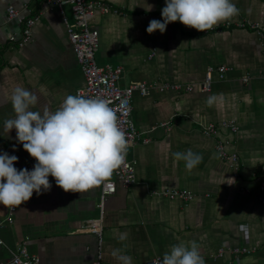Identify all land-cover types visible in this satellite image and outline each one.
<instances>
[{"label": "crops", "instance_id": "0c3cea01", "mask_svg": "<svg viewBox=\"0 0 264 264\" xmlns=\"http://www.w3.org/2000/svg\"><path fill=\"white\" fill-rule=\"evenodd\" d=\"M103 1L121 11L93 18L100 36L98 63L121 66L122 87L150 85L148 94L135 91L132 97L133 120L147 139L128 147L136 180L129 187L117 183L103 208V183L65 192L51 176L50 191L34 192L16 206L13 222L7 221L8 207L0 205V264L23 241L39 264H92L100 249L104 264H121L112 255L115 249L132 264H152L171 245L189 241L199 245L204 264H264V44L249 25L264 27V0H232L239 12L205 32L177 21L163 34L146 29L153 19L163 22L165 0ZM11 7L21 16L39 15L32 39L23 46L17 43L22 25L9 17ZM64 17L73 23L70 6L61 10L47 0H0V154L17 156L18 170L33 158L17 141L16 130L4 129V121L15 117L13 89L34 92L38 101L30 110L43 112L45 107L55 111L85 85ZM219 65L232 70L209 91L157 87L200 82L208 67ZM245 75L251 77L247 82ZM210 96L216 97L212 104ZM162 122L171 125L162 127ZM208 123L218 125L216 136L203 131ZM218 140L238 153V168L220 157ZM188 149L203 157L191 171L173 157ZM114 178L115 170L109 179ZM170 189H188L194 197L171 198ZM93 220H101V235L89 228ZM236 247L254 250L236 254ZM220 249L223 255L215 258Z\"/></svg>", "mask_w": 264, "mask_h": 264}, {"label": "clouds", "instance_id": "9594fccd", "mask_svg": "<svg viewBox=\"0 0 264 264\" xmlns=\"http://www.w3.org/2000/svg\"><path fill=\"white\" fill-rule=\"evenodd\" d=\"M163 22L153 19L146 31L159 30L162 34L168 24L179 21L189 28L205 32L236 15L239 9L232 0H165ZM216 97L207 99L212 104ZM37 95L21 86L11 94L15 117L4 121V129L16 130L17 141L37 163L30 171L17 169L15 155L0 154V205L14 207L29 201L33 193L43 195L52 185L49 177L65 192L79 193L101 185L125 160L128 141L117 116L106 99L67 95L55 111L30 110L37 104ZM191 171L202 156L188 149L173 153ZM123 239V237H121ZM112 255L121 264H132V258ZM153 264H204L196 241L171 245Z\"/></svg>", "mask_w": 264, "mask_h": 264}, {"label": "built area", "instance_id": "2783aa9c", "mask_svg": "<svg viewBox=\"0 0 264 264\" xmlns=\"http://www.w3.org/2000/svg\"><path fill=\"white\" fill-rule=\"evenodd\" d=\"M49 4L59 7L63 10L66 6H70L73 15V23L68 22V18L64 17L67 23V31L69 40L71 42L73 51L77 57L80 68L85 77V85L77 89L76 94H80L86 97H102L106 99L109 106L115 112L119 126L126 134L128 141V147L139 142L147 141V139L141 138V133L137 129L132 117V97L135 91L140 92L142 95L149 93L150 85L147 82L132 83L127 87H122L119 84L123 68L121 66H114L110 64L100 65L96 59L97 51L100 46L99 30L94 26L93 18L95 15H104L108 13H119L121 10L112 7L110 4L103 0H47ZM9 17L18 18L22 31L21 36L17 40L19 46L25 45L32 39L33 27L39 20V15L33 16H21L17 9L9 8ZM252 29H255L262 38L264 44V27L259 23H249ZM11 39L16 40L15 37ZM154 52L150 55L152 57ZM232 67L227 65L210 66L207 68L205 78L197 83H171L164 82L157 85L158 89L164 90H178L189 91L194 87L202 90H211L215 80H224L227 78L228 71H231ZM249 75H245L242 80L247 82L250 80ZM224 126L229 127L232 131L237 132L238 127L229 121L222 123ZM170 122H162L160 126L170 127ZM203 131L206 134L216 136L218 134V125L216 123H208L203 125ZM128 147L125 156L124 163L115 170V178L106 180L102 185L101 192V207H104L105 200L117 190V183L122 184L124 187L131 186L136 180V165L135 162L128 157ZM217 150L221 158L231 161L233 166H237L239 162V155L236 152H230L226 149L224 141L218 140ZM37 161L33 158L27 164L25 168L33 169ZM263 187V186H262ZM166 194L171 198H181L184 200H190L194 197V194L188 189H170L166 191ZM9 216L8 222H13V213L16 210V206L8 207ZM101 220H93L89 222V228L101 235L102 226ZM0 243L3 241L0 239ZM236 254L251 253L254 249L234 248L232 249ZM223 250L220 249L219 253H216L215 258L221 257ZM204 259V256L201 255ZM162 257H155L153 262ZM40 258L36 255H32L26 245V241H23L14 252L13 256L7 262L1 264H39ZM92 264H104L102 250L97 253V257ZM153 264V263H152Z\"/></svg>", "mask_w": 264, "mask_h": 264}]
</instances>
